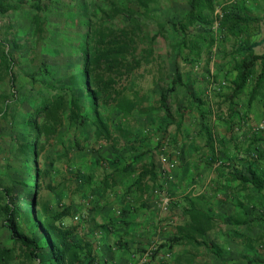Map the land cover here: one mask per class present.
Segmentation results:
<instances>
[{
    "label": "trees",
    "instance_id": "obj_1",
    "mask_svg": "<svg viewBox=\"0 0 264 264\" xmlns=\"http://www.w3.org/2000/svg\"><path fill=\"white\" fill-rule=\"evenodd\" d=\"M72 2L62 9L54 0H0V118L10 131L5 138L0 130V218L11 238L0 244V264H106L92 235L105 224L91 223L79 235L81 224L66 223L73 203L53 210L48 198L38 199L52 169L40 167L41 156L54 138L60 142L52 163L69 160L73 149L88 152L91 142L117 151L108 166L100 156L102 170L80 169L90 201L96 189L105 197L119 185L128 189L136 173L131 187L143 196L159 184L154 149L172 143L171 125L181 130L195 116L202 118L198 134L208 164L220 160L218 173L228 169L238 182L236 209L219 217L205 195L187 194L176 231L145 264L176 247L174 264H264L258 250L264 231L243 232L264 221V128L251 113L254 104L264 107V50H256L264 39H254V28L264 24V0H183L185 12L172 22L161 19L163 0ZM24 10L32 13L26 66L13 52L22 46L21 33L5 32L14 19L1 24ZM212 61L220 65L213 74ZM197 67L203 73L195 76ZM20 74L28 87H18ZM46 189H53L49 181ZM254 208L259 215L250 213ZM237 244L246 250L239 259L229 252Z\"/></svg>",
    "mask_w": 264,
    "mask_h": 264
},
{
    "label": "crops",
    "instance_id": "obj_2",
    "mask_svg": "<svg viewBox=\"0 0 264 264\" xmlns=\"http://www.w3.org/2000/svg\"><path fill=\"white\" fill-rule=\"evenodd\" d=\"M213 113H215L214 110ZM201 124L202 118L195 116L188 119L181 130L175 128L170 133L172 143L166 151L173 150L172 154L179 155L176 156L178 164L169 183L170 189L173 191L174 202L168 213L162 212L152 198L154 187L152 188L151 180L148 182L152 189L143 196H140L135 187H131L137 173L130 178L128 189L119 185L113 190L106 191V199L99 198L97 203L90 201L88 197L90 191L86 190V183H83L86 181L84 177L79 180L80 183L75 187L77 189L70 192H65L63 182L61 185L60 182H53L54 186L53 189H50L48 199L53 205L56 201L63 202L69 196L70 202L81 203L83 210L77 213L82 212L86 219L79 221L81 230H85L86 226L91 223L97 226L105 224V229L102 228L101 231L94 232L92 235L98 250H103L102 258L106 260V264H117L118 261H122L123 253L127 250V247H123L122 244L130 246L131 251L139 257L151 246L172 236L176 231L177 224L181 222L184 198L189 193L205 195L214 203L215 213L220 215L219 217L226 215L227 212L229 216V213L234 211V203L239 195L236 191L238 182L229 178L228 169H226L227 173L221 176L216 170L217 164L214 167L208 164L209 151L204 147V141L198 134ZM236 131L240 132L241 130L237 127ZM242 133H249V127L243 128ZM232 153L235 155L236 151L234 150ZM117 154V151L115 152L112 146L106 143L107 166L112 164ZM237 159L239 160L240 157ZM222 160L229 162V159L225 157H222ZM59 186L62 188L59 189ZM253 190L254 188L251 189V191ZM81 197L87 199L81 200ZM76 223L74 225H77ZM224 223L221 224L222 227ZM215 234L218 236L217 232ZM168 251L162 250L159 253L156 264H161L160 261L168 264L169 260L165 257ZM176 251L178 253L180 247L170 251L172 257L173 252Z\"/></svg>",
    "mask_w": 264,
    "mask_h": 264
},
{
    "label": "rangeland",
    "instance_id": "obj_3",
    "mask_svg": "<svg viewBox=\"0 0 264 264\" xmlns=\"http://www.w3.org/2000/svg\"><path fill=\"white\" fill-rule=\"evenodd\" d=\"M72 1L73 2L75 1V3L77 5L81 4L80 3L81 0H54V2H55L54 6H55V8L60 7L63 9L64 6H66L67 4H71ZM185 8H186V6H185V3L183 2V0H163V7H162V9H160L161 19L165 20V21L172 22V20L177 19L178 17L182 16V14L185 12ZM217 11L218 12L221 11L220 7L217 9ZM31 15H32V13L30 11L24 10L17 15L13 14V13H9L7 16L2 18V20H1V24H3V26H6V24L10 21V18L14 19V29H11V30L6 29L5 30V32L9 33L10 37H12V34L10 32H13L15 30L19 31L21 33L20 43L22 44V46L20 48H17V49L13 48V52H14V55L16 56L17 60L23 66H26L27 58H28V51H29V46H30V42H29L30 35H29V33L31 32V26H30ZM54 17H56V15H54ZM254 31H255V35H254L255 38L254 39H256V40L264 39V24H262V26L260 28H254ZM231 44H232L231 40L229 39V42H227V45H226L227 50H230ZM256 50L258 52H263L264 45L258 46L256 48ZM219 58H220L219 55H216L215 56V62L216 61L222 62V61H219L220 60ZM179 62L182 65V68L184 70L185 65H186L185 62H183V60H181V59H179ZM204 64H205L204 62H201V65H204ZM219 67H220V65L216 67L214 64V61H212V63L209 66L210 72L213 74L214 72L219 71V69H218ZM199 72L201 73L202 70L197 67V71H195V73H194L195 76H196V73L199 74ZM18 77H19L18 87L23 86V85H27L26 87H28V84H27L28 79L23 74H20ZM179 90H181V92H182L180 100L184 101V98H185L184 94H187L186 89L181 87V88H179ZM183 90H184V92H183ZM251 110H252L251 113H252L253 123H255L258 126H262L264 124V107L261 104H254L252 106ZM173 129H175V125H171L168 128L167 132L170 134L173 131ZM0 130L3 132V134H5V138L9 137V132H10L9 128H8L7 124L5 123V121L2 120L1 118H0ZM169 137H170V139H172L170 135H169ZM59 142H60L59 138H54L47 145L46 151H44L42 156H41L40 167L41 168L49 167L52 169H51L50 174L47 176L46 180L43 181L45 186L41 190L40 196L38 198L40 201H42V199L45 197L47 199L48 194L50 193V190L46 189V181L47 182L49 181L52 186H54L53 182H55V183L60 182L59 183L60 185L63 182L65 192H70L72 190L77 189L75 187L77 186L78 183H80L79 180H82V178L84 176V175L83 176L78 175L79 173H82V171H80V169L82 170V169L87 168V166L88 167L90 166V169L94 168V169L102 170L100 168L101 167L100 156L106 157V142H100L99 144H95V143L91 142L87 148L88 152L87 151L81 152V151L73 149L70 151V159L69 160L60 161V162L55 161V163H52L51 161L53 158V154L55 153V146L57 144H59ZM156 142L153 143L154 144L153 147L155 145H157ZM93 147H95V148L93 149ZM170 148H171V146H170ZM166 149H167V147H166ZM166 149H161V150L158 148L154 149L155 161H156L158 168L161 166L162 156L169 155L172 158H176V156L179 155L177 153L172 154L171 151H173V150H169V151L167 150L168 151L167 152ZM3 161L4 160L0 161V167L3 166ZM263 162H264V154H263ZM83 183H84V181H83ZM60 188H62V186H59V189ZM171 193L173 194L172 189H171ZM69 198L70 197L67 196V199H65L63 202L56 201L55 204L51 205L52 209L58 210V209L63 208L64 206H66L70 202ZM83 198L84 197H81V200ZM99 198L106 199L105 195L102 194V191L96 189V190H94L93 201L97 203L100 200ZM74 202L75 201H73V203ZM70 203H72V202H70ZM75 205L77 206L76 208L74 207ZM75 205L73 206L74 214H77V212L83 210V206L81 203L75 202ZM250 213L257 216L260 214V210H258L257 208H254L252 210L250 209ZM74 214L70 218L66 219L67 224H74L77 222L74 219V217H75ZM227 214H228V212H227ZM230 214L231 213H229V215ZM76 224L79 225V221ZM223 227H224V230L227 232H229L231 230V226L227 222L224 223ZM84 231L85 230L79 229V235H81ZM260 231H264V221H262V220L261 221L259 220V225L253 231H248L246 229L243 230V232H245L246 234H249L251 236H256L258 234V232H260ZM213 236H215V238L218 237L216 234H214ZM238 239H240V235L238 236ZM10 243H11V238H10L9 231L3 225L2 218H0V244H10ZM258 250L264 256V240L261 244L258 245ZM131 252H132L131 248L130 247L127 248V250L124 251V253H123L122 261L121 262L118 261L117 264H133L134 262H136V260H135L136 257H134L133 256L134 253L133 252L131 253ZM229 252H231L230 256H232L233 258L239 259V258H241V256H243V254L246 252V250L241 245L237 244V246L234 249H230ZM100 253H101V256H103V254H102L103 250H101ZM176 254H177V251L173 252L174 256L169 260L168 264H174L175 263V255ZM150 261L151 260H149V262ZM155 264H156V262H155Z\"/></svg>",
    "mask_w": 264,
    "mask_h": 264
},
{
    "label": "built area",
    "instance_id": "obj_4",
    "mask_svg": "<svg viewBox=\"0 0 264 264\" xmlns=\"http://www.w3.org/2000/svg\"><path fill=\"white\" fill-rule=\"evenodd\" d=\"M261 127L264 128V124ZM162 149H166V145H164ZM177 163L178 162L176 158H172L169 155L162 156L161 166L158 168L159 184L156 185L152 191V198L155 200L156 205L162 212L165 213H168L171 210L172 204L174 202V196L171 193L169 183L173 176L172 173L177 167ZM219 164H221V161L217 162V165ZM81 218L82 215L79 214L75 215L74 217L76 221H80ZM156 247V244L151 246L139 257L136 256V254H133V256L136 257V262H134L133 264H145L149 262V260L152 259V254L156 250ZM165 257L167 260H170L172 258V252H166Z\"/></svg>",
    "mask_w": 264,
    "mask_h": 264
}]
</instances>
